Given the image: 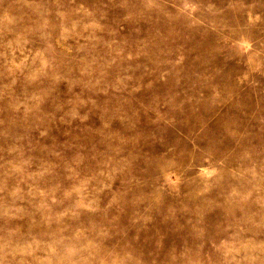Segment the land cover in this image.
Instances as JSON below:
<instances>
[{
  "label": "rangeland",
  "instance_id": "rangeland-1",
  "mask_svg": "<svg viewBox=\"0 0 264 264\" xmlns=\"http://www.w3.org/2000/svg\"><path fill=\"white\" fill-rule=\"evenodd\" d=\"M0 264H264V0H0Z\"/></svg>",
  "mask_w": 264,
  "mask_h": 264
}]
</instances>
